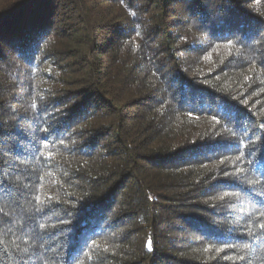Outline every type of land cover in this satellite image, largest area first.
<instances>
[{
    "label": "trees",
    "instance_id": "obj_1",
    "mask_svg": "<svg viewBox=\"0 0 264 264\" xmlns=\"http://www.w3.org/2000/svg\"><path fill=\"white\" fill-rule=\"evenodd\" d=\"M0 264H264V0H0Z\"/></svg>",
    "mask_w": 264,
    "mask_h": 264
},
{
    "label": "snow or ice",
    "instance_id": "obj_2",
    "mask_svg": "<svg viewBox=\"0 0 264 264\" xmlns=\"http://www.w3.org/2000/svg\"><path fill=\"white\" fill-rule=\"evenodd\" d=\"M150 246V245H149Z\"/></svg>",
    "mask_w": 264,
    "mask_h": 264
}]
</instances>
